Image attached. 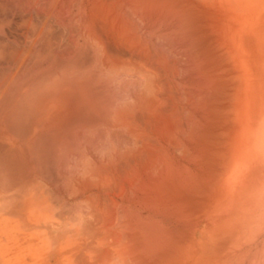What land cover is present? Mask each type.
I'll return each mask as SVG.
<instances>
[{
    "label": "bare ground",
    "instance_id": "bare-ground-1",
    "mask_svg": "<svg viewBox=\"0 0 264 264\" xmlns=\"http://www.w3.org/2000/svg\"><path fill=\"white\" fill-rule=\"evenodd\" d=\"M259 4V0L0 1L6 8L0 7V14L14 12L0 15V48L12 47L11 53L3 50L0 61L22 68L46 64L49 70L59 67V72L63 67L62 75L53 74V80L36 89L37 109L53 116L56 123L69 124L71 143L88 126L115 135L119 131L127 140L125 149L111 145L110 154L93 158L84 179L74 176L78 165H71L77 195L89 189L97 192L95 200L90 196L94 192L81 199L90 212L86 230L76 221L77 215L69 219L82 226V234L74 222L69 227L65 221V231L55 229L69 231V251L80 254L86 249L87 254L81 253L83 263L80 256L73 262L214 264L217 248L210 243L223 242L220 251H224L225 239L217 236L222 237L230 221L241 219L247 199H254L264 187V37ZM39 44L45 49L43 55H35ZM18 69L6 73L9 80H3L14 81ZM170 147L186 165L176 160V152H168ZM11 198L0 203H11ZM3 207L8 210L9 204H1L0 211ZM54 231L50 233L55 235ZM196 231L208 233V241L196 243ZM65 233L54 238L62 241ZM88 238L94 240L92 244ZM64 250L59 244L57 263Z\"/></svg>",
    "mask_w": 264,
    "mask_h": 264
},
{
    "label": "rangeland",
    "instance_id": "rangeland-1",
    "mask_svg": "<svg viewBox=\"0 0 264 264\" xmlns=\"http://www.w3.org/2000/svg\"><path fill=\"white\" fill-rule=\"evenodd\" d=\"M259 3L260 4H259L258 12L260 13L261 28L263 30V37H264V0H259ZM1 4H2V2H1ZM0 7H1V5H0ZM3 7L5 8V6L1 7L2 10H3ZM1 8H0V11H1ZM8 9L11 10L10 8H8ZM5 12H8V13H5ZM10 12L4 10V12H2V13L7 14L8 16H9V13L10 14L14 13L12 11H10ZM2 13L0 15H2L1 17L3 18V16H5V14L3 15ZM1 17H0V19H1ZM9 38H11V37H9ZM2 40H5V39H3V37H2ZM0 41H1V37H0ZM42 45L43 44H39L40 47L37 46V50H35V51L38 54H35V52H34L35 55H40V53H42L45 50L44 48H42ZM7 46L10 48H8V47H7V49L6 48L5 49L0 48V50H2V52L0 51V54L1 53L5 54L6 51H3V50H7L8 52L12 51L11 45L8 44ZM46 52H45V54H46ZM6 54L8 55L9 53H6ZM43 54H44V52L42 53V55ZM3 61L0 63V70H1L0 72L3 71L2 72L3 74L0 73V81L2 80L0 82V85L2 86V87H0V112H1L0 113V167H1L0 168V201L1 200L3 201V199H4V201H6L5 198L9 199V201H10L11 196H12V198H11V203H8L9 204V208H8L9 211L7 210V207H6V209H5V207H3L4 209L1 208V211H0V264H77V262H73V261L80 260L79 256H80L82 263H83L82 258L84 256L83 257H81V256L84 254H87L86 249H84L85 251H83V252L80 251L81 253H84L81 255V253L79 254L76 251L71 252L68 250V248H66L67 246H69L71 244V241L68 240L69 236H66V233H68V235H69V231L67 232V230H66V233L64 232L65 227H67V226L64 227V222L66 221L65 223H67L69 227L73 224L75 226H78L79 230L77 229V227H73V230L77 229L78 232L81 229L83 230V228H81L82 226L86 230L85 227H89V223H87L88 224L87 225L86 222L91 221L90 217L88 216V214H90V212L86 211V210H88L89 206L85 203V201H82L81 199L85 198V196L88 197L91 192H94V194L91 193V195H90L92 197L93 195H95V193L97 194V192L94 189H89V191L86 190L85 194H78L77 195L78 190H77V187L75 186V180H73L72 175H71V174H73L72 172L75 169V168H73V166L78 165V168H77L78 170H77V172L75 171V174H74L75 177H78V178L81 177V179L86 178L87 177V170H89V169H86V167L88 168L87 165H89V162H91L93 158L94 159L98 158V156L99 157H105L106 154H108L107 152H109L114 146L117 147V149L119 147V150H121L123 148L124 144L127 142V140H124V138L126 139V137L122 138L123 135H121V134L119 135V133H120L119 131H118V133L115 132L116 133V135H115L114 133L111 134L110 133L111 131L108 132L107 130H105L103 128H100V129L99 128H93L92 129L90 126H88L87 130H86V128H85V130H84V128H82L80 131L78 130L80 132L79 133L80 134L79 139L77 137V139L75 138V140H74L77 143L76 142L71 143V140L74 138L73 137L71 138V136H70L71 132L69 134V129H71V128H69V124H67V126H66V124H64L63 122L62 123H60V122L56 123L55 118H53V116L51 117L50 114L46 113L42 109H39V110L37 109V107L39 108L38 105H40L39 98L37 97V96H39L37 93V90H39V88L42 87L44 84H47L51 80L54 79L55 76L53 77V74L55 75V73L59 72L58 71L59 67H53L54 69L51 68L49 70L48 68H50L51 66L49 67V65H46L44 63H42V64H44V66L37 63V64L41 65L43 68L39 67V65L38 66L35 65L36 63H34V64L29 63L30 65H27V66L24 65L23 66L24 69L26 68L24 70L22 68V66L17 67L14 63L12 64L11 62L9 63V61H5V60H3ZM6 63H8V64L6 65ZM10 65H13V66H10ZM14 66H16V68ZM8 67H9V69L7 70ZM13 68H14V71L11 70ZM18 68H20V70ZM38 68L40 69V73H41L40 75L38 74L39 71H37V70H39ZM61 68L63 70V67H61ZM17 69H18V77L15 78L14 81L11 80V81L6 82L7 81L6 79H8L6 77L7 76L6 73L9 72L8 75L10 73L12 74V72L15 73ZM31 69H32V71H31ZM43 69H44V72H42ZM52 69L54 70V73H53ZM10 70H11V72H10ZM51 70H52V72H51ZM62 70H60V72H59V74H61V75L63 73ZM27 71H29V72H27ZM48 71H49V73H48ZM26 73H27V77H26ZM30 73H31V75H29ZM43 73H45V77H43V79L44 78L45 79L40 80L42 77H39V76H44ZM46 74H47V76H46ZM21 75H23V76H21ZM35 75H37L38 77H35ZM3 77H6V79L4 78L5 80H3ZM24 77L26 79H24ZM16 80H18V81H16ZM3 81L5 82L6 86H3L4 85ZM43 81H45V82L48 81V82L44 83ZM8 83H9V85H8ZM3 87H4V89H3ZM10 87L13 89L12 91H11ZM117 88H118V86H117ZM120 89H122V88H120ZM117 90H119V89H115L116 93H117ZM36 93H37V95H36ZM119 94H117V95H119L121 97H122V95H124L122 93V91H120V90H119ZM6 95H8V97ZM11 96L15 97V99L12 98ZM29 96H30V98H29ZM3 97H5V98H3ZM9 98H11V101H9L10 100ZM34 98L37 99V101L39 103H37V101ZM4 99H6V100L3 101ZM12 99H13V101H12ZM7 100H8V103H7ZM33 103H34V105H33ZM9 104H11V105H9ZM7 105H8V108H7ZM28 109L30 110V112ZM20 110H22V111H20ZM25 111H26V113H25ZM33 111L35 112V114L37 116L35 114L32 116ZM22 112H24V114ZM29 113H30V115H29ZM47 132H49V133H47ZM82 132L83 133L85 132L84 135H82L83 134ZM49 134L52 136L49 137ZM85 134H88V135H85ZM94 134H96V135H94ZM106 134H107V136H106ZM91 135H92V138H91ZM47 137H49L50 139ZM69 137L71 138V140ZM103 137H105V138L103 139ZM40 139H45V141H43V140L40 141ZM117 139L118 140L120 139V140L118 141ZM85 140L87 141L88 144L86 143ZM106 140H108V141H106ZM37 141H38V143H37ZM50 141H52V143H54L53 141H55L57 144L54 143V145H52V143H50ZM123 141H126V142H123ZM108 142H110V143L108 144ZM97 145H98V147H97ZM111 145L113 147H109ZM129 145H130V147L133 146V144L131 145V143H129ZM100 146H102L103 148ZM126 146H127V143H126ZM35 147H36V149L37 148L38 149L36 150ZM170 148L168 150L169 153L170 152H174V154H175V152L177 153L176 150H172V147H170ZM123 149H125V147ZM1 151H3V152L1 153ZM8 151H10V152H8ZM12 151L13 152L15 151L14 152L15 155ZM45 152H47V153H45ZM64 152L67 154H65ZM178 153L175 155L176 160H179L182 162L181 164L186 165L187 163L181 160V158H180L181 155L179 156ZM20 154H23V155H20ZM61 154L62 155L65 154L66 157L62 156ZM72 154H74V156H72ZM102 154H104V155H102ZM109 154H110V152H109ZM22 156H26L25 157L26 159H24V157H22ZM54 156L56 158H53ZM75 156H76V158H75ZM107 156H109V155H107ZM2 157H4V158H2ZM63 157L66 158V160H64ZM43 158L46 160H44ZM86 158H88V159H86ZM69 159H70V162L71 161H73V162L70 163ZM75 160H76V162H75ZM44 161H45V163H44ZM65 161H67V162H65ZM81 161L83 163L82 165H81ZM23 162H24V164H23ZM74 162H75V164H74ZM26 163H28V164H26ZM63 163H64V165L66 164V166L62 165ZM43 164H44V166H42ZM72 164H73V166H71ZM2 165L3 166L5 165V167L9 166L10 168L9 167L5 168ZM18 165H19V167H18ZM54 165L56 167H54ZM50 166H52V167H50ZM2 167L4 168V170ZM44 167H45V169H44ZM7 168H8V170H7ZM1 169H2V171H1ZM42 169H43V172L41 171ZM68 169H70V170H68ZM31 170H33V171H31ZM71 170H72V172H71ZM5 171H6V173H5ZM54 172H55V174H54ZM56 172H57V174H56ZM27 173H28V175H27ZM50 173H51V175H50ZM56 175H58V177ZM68 175L69 176L71 175L70 176L71 178ZM83 175H86V177H83ZM20 177L24 178V179H21ZM19 178L22 180V182H20V183H19V181H20ZM69 178L71 180H69ZM16 180H17V183H16ZM54 180H57V181L54 182ZM23 181H24V183H23ZM70 181H73V182H71V185H70ZM18 183H19V187H18ZM1 184H2V186H1ZM10 185H11V187H10ZM29 186L31 188H29ZM67 186H69V187H67ZM71 186L72 187L74 186L73 188L76 187L75 188L76 190L74 191ZM3 187H5V188H3ZM20 187L21 188L23 187V191H21L22 189ZM18 190H20V191H18ZM24 190H25V192H24ZM26 191H28V192L26 193ZM64 191H66V193ZM19 192H21V193H19ZM70 192L73 195L69 194ZM54 193H55V195H54ZM20 194L23 197H21ZM253 196H254V199H252V198L247 199L248 200L247 205L243 209V213H242V216L239 217V218H241L239 221L237 219H236L237 221L236 220L230 221L229 226H225L228 229L225 228L226 231H224V233L222 234V237L220 235H218L219 236L218 237L217 235L214 234L215 236H217V238H224L225 239L224 241L226 242L225 249H223L224 251H220L221 246L224 245L223 242L218 241L219 243L218 242H215V243L211 242L210 243V244H212L213 249L216 250V248H217V250L215 251V254H213L214 255V258H213L214 264H264V187H262ZM93 197H92V199L95 200L96 196L94 198ZM22 198H24V199H22ZM56 198L58 200H56ZM1 204L4 206L5 205L8 206L7 203H5V204L0 203V206H1ZM11 204H12L13 210L10 209ZM55 205H57V206H55ZM62 205H64V206L67 205V206H65L63 208ZM79 205H80V207H79ZM86 206H88V207H86ZM20 207H23L22 211H21ZM56 207H58V208L56 209ZM75 209H77V210H75ZM10 210L13 212H11ZM14 210L16 212H18V214L16 212H14ZM56 210H59V211H56ZM19 211L21 212L20 214H22V215L19 214ZM61 212L63 214H60ZM81 212H83V213H81ZM69 213H71V215H69ZM78 213H81L82 216L79 215ZM76 215H77V217H76ZM79 216L85 218V219L83 218L85 222H83L82 224H80L81 223L80 221H82L83 219L80 217L81 220L79 219L80 220L79 221L78 220ZM22 217L23 218L25 217L24 220L21 219ZM74 217L77 218L76 221L78 222V224L82 225V226L79 227V225L76 224L75 220H72V221L69 220L71 218L75 219ZM88 218L90 220H87ZM20 220L23 221L22 222L24 225L23 228H25V229H23V228L22 229L26 230V232H24L19 227L22 224V223H20L21 222ZM24 221L29 226L25 225ZM49 221L50 222L52 221L50 223V225L52 224L55 227L52 225L48 226ZM58 221H59V223H58ZM45 222H46V224H45ZM60 222L61 223L63 222L62 223L63 228L58 227L61 224ZM72 222H74V223L72 224ZM57 223H58V226H57ZM40 224H41V227H39ZM205 225L206 224H204L203 226L205 227ZM35 226H38V227H35ZM44 226L51 229L52 231H54L56 228H60L61 230L63 229L64 230L63 232L62 231L60 232V229L55 230L56 233L54 231L55 235L57 234L58 238L60 237L58 235V233H65V234H63L64 238L61 237V238H63V239H61L62 241H60L59 240L60 238L58 239L57 236H56L57 239H55L54 238L55 235L51 234L53 232H51V230L49 231L47 228L45 229ZM26 227H28V229H30V230L26 229ZM33 227H35V228L33 229ZM207 227H209V226H207ZM199 228L201 229V227H198V229ZM21 230H22V232H21ZM71 230H72V228H71ZM82 230L80 231V233L82 232ZM81 234H79V235L81 236ZM50 236H52V237H50ZM48 237L51 238L52 240H59V242H54V243L51 242L50 243L51 239H49ZM209 237L210 236L208 233L201 234L200 232L196 231L195 242L196 243H203L206 240L208 241ZM76 238H78V235L76 236ZM89 238H91V235ZM89 238H88L89 243L92 244L94 240H91L92 242H90ZM27 239H28V241H27ZM75 241L76 240H73L72 244H74ZM59 244L64 246L65 250L60 256V258H61L60 263H57L55 261V258H56L55 252H56V249L59 246ZM217 244H219V246ZM49 245H50V247H49ZM52 245L53 246L55 245L54 248ZM44 246H47V248H45ZM49 249H50V251H48ZM42 251L44 252V254ZM77 254H79V255H77ZM77 256H78V260L74 259L75 257L77 258ZM38 259L39 260L41 259V261H39ZM95 263H97V262H94V264ZM78 264H81V262L79 261Z\"/></svg>",
    "mask_w": 264,
    "mask_h": 264
}]
</instances>
